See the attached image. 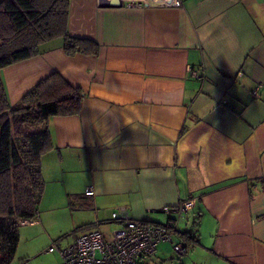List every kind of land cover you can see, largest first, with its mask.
<instances>
[{"label": "crops", "instance_id": "1", "mask_svg": "<svg viewBox=\"0 0 264 264\" xmlns=\"http://www.w3.org/2000/svg\"><path fill=\"white\" fill-rule=\"evenodd\" d=\"M104 1L69 6V34L96 41L97 54L68 55L58 37L1 71L10 104L52 72L82 92L76 114L46 122L41 176L88 215L81 228H117L111 212L123 208L173 220L186 245L191 219L206 260L182 264H264V0ZM187 199L184 214L160 211ZM164 244L173 250L158 243L157 260Z\"/></svg>", "mask_w": 264, "mask_h": 264}, {"label": "trees", "instance_id": "2", "mask_svg": "<svg viewBox=\"0 0 264 264\" xmlns=\"http://www.w3.org/2000/svg\"><path fill=\"white\" fill-rule=\"evenodd\" d=\"M69 6L70 0H0V264L14 259L20 221L38 217L40 160L51 145L46 122L76 114L83 98L79 88L52 72L10 104L1 71L38 55L44 42L58 37L68 55L97 54L96 41L69 34ZM183 235L187 243L197 242L189 231Z\"/></svg>", "mask_w": 264, "mask_h": 264}, {"label": "built area", "instance_id": "3", "mask_svg": "<svg viewBox=\"0 0 264 264\" xmlns=\"http://www.w3.org/2000/svg\"><path fill=\"white\" fill-rule=\"evenodd\" d=\"M182 1L165 0L162 3L179 6ZM144 2L151 3L153 0ZM136 4L141 5V1ZM190 73L198 77L197 70H191ZM84 193L92 195L93 188L87 187ZM193 206V199H187L178 205L164 206L160 211L181 215ZM111 219L120 225L109 233L91 230L76 236L65 246L57 247L62 258L60 264H143L141 260L153 254L162 241H170L173 251L178 255L187 250L182 243L174 241L173 220L166 224L149 223L131 218L123 208L111 212ZM48 250L54 251L55 247L50 246Z\"/></svg>", "mask_w": 264, "mask_h": 264}, {"label": "rangeland", "instance_id": "4", "mask_svg": "<svg viewBox=\"0 0 264 264\" xmlns=\"http://www.w3.org/2000/svg\"><path fill=\"white\" fill-rule=\"evenodd\" d=\"M113 0H105V4H110ZM125 1L128 6H136L137 2L141 5L145 0H114ZM165 1V0H156ZM145 4H148L144 2ZM150 3V2H149ZM138 6V5H137ZM43 187L38 202V219L39 221H26L20 223L19 232L20 239L15 252L14 259L11 264H60L62 261L61 255L57 247L65 246L70 243L76 235L87 233L91 230L108 231L115 229L114 224L102 225L101 227L81 228L80 219L88 218V215H82L81 211L72 209L69 206L68 196L66 193H55L57 187H61L56 183L45 181L42 176ZM55 184V189H54ZM60 190V188H59ZM66 194V195H65ZM67 201V204H66ZM78 220V223H77ZM191 220L189 222V231H192L197 240L199 231L197 229L198 223ZM182 226V225H180ZM118 227V226H117ZM109 233V232H108ZM209 239V237H204ZM206 244L210 241H204ZM186 243V242H185ZM189 243H192L191 245ZM188 251L183 256L177 255L172 250L171 245L164 244L166 248V258L157 260L154 251L152 256L155 261L152 264H182V262L189 260L190 256L198 253L199 259L206 260L204 252H202L200 245L196 242L189 241ZM184 245V244H183ZM54 246V251H49V247ZM185 246V245H184ZM149 257V256H148ZM210 259V258H209ZM191 262V261H190ZM211 262V260H209ZM203 263V264H209Z\"/></svg>", "mask_w": 264, "mask_h": 264}, {"label": "clouds", "instance_id": "5", "mask_svg": "<svg viewBox=\"0 0 264 264\" xmlns=\"http://www.w3.org/2000/svg\"><path fill=\"white\" fill-rule=\"evenodd\" d=\"M229 45H230L231 47H234V46H235V37H232V38L230 39V41H229Z\"/></svg>", "mask_w": 264, "mask_h": 264}]
</instances>
